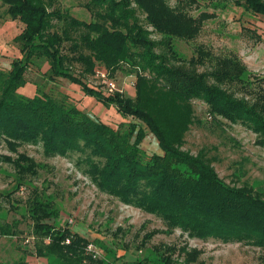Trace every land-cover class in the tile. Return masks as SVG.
Wrapping results in <instances>:
<instances>
[{"label": "trees", "instance_id": "obj_1", "mask_svg": "<svg viewBox=\"0 0 264 264\" xmlns=\"http://www.w3.org/2000/svg\"><path fill=\"white\" fill-rule=\"evenodd\" d=\"M1 1L24 27L14 36L21 55L13 57L10 69L0 68V141L13 149L41 142L48 155L80 151L88 165L86 172L101 189L158 213L169 226L198 237L264 245V195L251 186L229 183L203 154L181 147L179 130L191 117L193 98L203 99L215 115L245 124L264 144V76L245 79L248 67L238 54L220 57L213 68L200 71L197 65L204 62L207 50L199 47L197 56L186 59L174 48L173 36L195 38L214 12L202 10L194 16L168 0H89L87 7L93 15L89 20L59 7L50 9V0ZM234 1L264 14V0ZM133 2L163 38L149 36L137 20ZM186 2L199 5L200 0ZM54 19L62 22L60 27ZM77 28L85 29L78 39L72 36ZM73 38L71 54L64 50V42ZM41 57L49 61L48 78H68L80 84L85 94L106 106L114 104L139 122L115 128L82 109L68 93L56 95L38 85L30 93L24 91L31 80L27 72L33 65L41 67ZM97 60L112 73L123 63L135 68L136 95L127 96L119 89L104 92L71 66L79 61L83 70L92 71ZM257 79L262 83L253 85ZM142 124L154 133L160 151L147 152L142 147L147 134ZM22 155L20 161L10 160L34 171L36 161ZM32 209L34 240L35 235L41 238L36 244L38 255L55 256L58 264H104L89 248L90 238L69 224L45 220L51 212L43 202ZM162 263L176 264L171 256ZM0 264L6 263L0 260Z\"/></svg>", "mask_w": 264, "mask_h": 264}, {"label": "rangeland", "instance_id": "obj_2", "mask_svg": "<svg viewBox=\"0 0 264 264\" xmlns=\"http://www.w3.org/2000/svg\"><path fill=\"white\" fill-rule=\"evenodd\" d=\"M50 1V9L59 7L80 18H93L87 7L89 0ZM168 1L186 8L194 16L202 10L214 12L213 17L204 20L195 38L172 37L175 50L186 59L197 56L199 47L207 50L204 62L197 65L200 71L213 68L220 57L239 55L240 45L249 47L250 54L254 55L252 33L257 28L264 33V25L260 22L264 15L254 13L234 0H200L199 5L186 0ZM132 5L136 7L137 20L149 30V36L157 40L163 38L164 34L148 22L145 11L135 2ZM54 22L56 27L62 24L57 19ZM23 27L24 23L12 18L7 4L0 0V68L10 69L13 57L21 55L14 36ZM82 31L85 29L77 28L72 36L77 37ZM74 38L64 42V50L71 54L74 51L69 46ZM156 49L164 50L162 46H156ZM81 50L88 52L85 47ZM40 62L41 67L33 65L28 70L31 80L24 91L30 93L29 88L35 89L38 85L56 95L68 93L82 109L115 128L124 129L129 121L139 122L138 118L118 111L114 104L106 106L85 94L80 84L68 78H48L49 61L41 57ZM71 66L104 92L113 87L127 96L136 95L137 70L128 63H123L114 73L98 60L92 71L83 70L79 61H73ZM263 74L264 68L248 69L244 78L251 80L253 76L262 77ZM256 82L262 83L257 79L253 85ZM190 105L191 117L179 130L182 131L181 147L194 154H203L229 183L251 186L264 195V144L257 141V134L240 121L232 122L215 115L203 99L193 98ZM142 125L147 130L142 147L147 152L160 151L154 133ZM0 154L8 158L0 157V260L6 264H58L57 257H41L36 252V244L41 238L35 235V240L32 239L35 234L32 207L37 202H43L51 212L46 221L69 224L73 230L90 238L92 250L104 264H163L168 256L176 264H264V245L248 240L198 237L187 229L169 226L158 213L126 203L101 189L86 172L88 165L80 151L48 155L41 142H27L13 149L0 141ZM22 154L36 161L34 171L18 165ZM11 158L17 161L13 162Z\"/></svg>", "mask_w": 264, "mask_h": 264}, {"label": "crops", "instance_id": "obj_3", "mask_svg": "<svg viewBox=\"0 0 264 264\" xmlns=\"http://www.w3.org/2000/svg\"><path fill=\"white\" fill-rule=\"evenodd\" d=\"M259 15H264L262 13H258ZM262 24L264 25V20H261ZM257 28V26H256ZM256 31V32H254ZM252 32V37H254V55H251V50H248L249 47L246 45H240V57L244 60L249 70L252 69H262L264 68V33L261 29L254 30ZM264 76V74L262 75ZM30 85V83L28 84ZM27 87L26 85L22 88L24 89ZM34 89L33 87L29 88V91L32 92ZM88 95V94H87Z\"/></svg>", "mask_w": 264, "mask_h": 264}, {"label": "built area", "instance_id": "obj_4", "mask_svg": "<svg viewBox=\"0 0 264 264\" xmlns=\"http://www.w3.org/2000/svg\"><path fill=\"white\" fill-rule=\"evenodd\" d=\"M111 83H112V85L115 86L114 82H111ZM110 89H111V90H114L113 87H111ZM32 239H33V241H34V236H33V235H32ZM28 240H29V239H28ZM89 248L92 250L91 244L89 245Z\"/></svg>", "mask_w": 264, "mask_h": 264}]
</instances>
